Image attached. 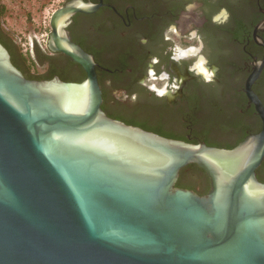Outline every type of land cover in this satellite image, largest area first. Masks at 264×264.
<instances>
[{
  "label": "water",
  "instance_id": "95a60500",
  "mask_svg": "<svg viewBox=\"0 0 264 264\" xmlns=\"http://www.w3.org/2000/svg\"><path fill=\"white\" fill-rule=\"evenodd\" d=\"M98 8L72 0L50 19L47 48L81 83L28 79L0 42V264H264V127L223 149L109 117L96 61L67 31ZM191 164L206 195L176 185Z\"/></svg>",
  "mask_w": 264,
  "mask_h": 264
},
{
  "label": "flooded vegetation",
  "instance_id": "af4514ba",
  "mask_svg": "<svg viewBox=\"0 0 264 264\" xmlns=\"http://www.w3.org/2000/svg\"><path fill=\"white\" fill-rule=\"evenodd\" d=\"M83 1L99 8L73 15L67 31L96 61L109 117L223 149L263 130L246 89L255 76L251 90L264 107V0ZM45 54L65 68L66 55ZM185 168L177 187L206 195L204 170ZM256 173L264 183V160Z\"/></svg>",
  "mask_w": 264,
  "mask_h": 264
},
{
  "label": "rangeland",
  "instance_id": "374dc122",
  "mask_svg": "<svg viewBox=\"0 0 264 264\" xmlns=\"http://www.w3.org/2000/svg\"><path fill=\"white\" fill-rule=\"evenodd\" d=\"M66 0H1L5 6L4 27L25 54L36 46L47 51L53 12ZM41 73L45 68H38Z\"/></svg>",
  "mask_w": 264,
  "mask_h": 264
},
{
  "label": "trees",
  "instance_id": "16d2710c",
  "mask_svg": "<svg viewBox=\"0 0 264 264\" xmlns=\"http://www.w3.org/2000/svg\"><path fill=\"white\" fill-rule=\"evenodd\" d=\"M5 14V6L0 0V42L7 48L11 54L13 64L23 72V74L32 80H51L55 76H59L65 82H74L81 83L86 78V73L83 69H79L76 72L75 76L71 75V71L76 63L71 62V59L68 56H63L62 61L65 65V68H59L56 60L61 57L54 55H46L45 53L50 51L47 49V52L42 50L40 46H36L35 49L29 54L23 53L17 41L8 33L4 27L3 16ZM54 54V53H53ZM48 63V71L41 73L38 71V68H44L45 64ZM232 146L228 147V149ZM194 168L198 171H202L197 165L188 166V168ZM186 169V168H184ZM209 185V180H207Z\"/></svg>",
  "mask_w": 264,
  "mask_h": 264
},
{
  "label": "clouds",
  "instance_id": "9594fccd",
  "mask_svg": "<svg viewBox=\"0 0 264 264\" xmlns=\"http://www.w3.org/2000/svg\"><path fill=\"white\" fill-rule=\"evenodd\" d=\"M191 7V6H190ZM226 11V10H225Z\"/></svg>",
  "mask_w": 264,
  "mask_h": 264
}]
</instances>
